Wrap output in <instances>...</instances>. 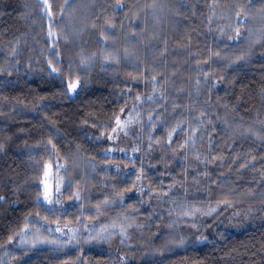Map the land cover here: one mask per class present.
<instances>
[{
    "label": "trees",
    "instance_id": "trees-1",
    "mask_svg": "<svg viewBox=\"0 0 264 264\" xmlns=\"http://www.w3.org/2000/svg\"><path fill=\"white\" fill-rule=\"evenodd\" d=\"M199 71L206 119L194 196L181 167L193 144L186 119L149 138L157 168L134 149L107 151L116 118L146 106L153 77L187 87ZM49 165L61 205L43 199ZM173 192L220 206L164 241L153 233L156 202ZM0 198V264H123L115 236L94 235L112 219L147 231L126 249L136 264H264V0H0Z\"/></svg>",
    "mask_w": 264,
    "mask_h": 264
},
{
    "label": "rangeland",
    "instance_id": "rangeland-1",
    "mask_svg": "<svg viewBox=\"0 0 264 264\" xmlns=\"http://www.w3.org/2000/svg\"><path fill=\"white\" fill-rule=\"evenodd\" d=\"M159 77V76H158ZM166 81L165 79H161L155 77V79L151 80V88L149 92L146 94L147 102L146 106L140 108L137 106L135 109L127 107L123 113L119 115V118L122 122L130 120V123L124 124L123 128L117 127L115 124V132H111L109 137L110 140V148L107 151L108 155H129L131 154L132 149H135L137 154H140L144 159L153 163L156 168L159 166L157 160H155L152 155H156L160 153L156 147L152 145V141L149 139L153 136L157 130L163 127L162 122L165 120L168 121H177V119H186L184 126L187 128V132L190 135V139L192 140L193 144L191 146V155L187 157V163L183 160L182 167V174L187 175L189 174L185 171L187 170L191 177V183H194L193 195L197 193L198 188L195 187L199 185L200 178L202 177V170H203V159H202V150L200 147V136L204 134L205 128V119L206 114L201 112L198 108L200 105L204 104V95L206 93V77L205 71H199V73L194 77V80L191 79L187 80V87L179 86L176 88H172L169 84L164 86H157V82ZM148 97H152V99H148ZM177 100H188L190 102L195 101L193 103L187 104V107L184 108L183 105L176 107L175 104ZM169 104V107L167 105ZM192 105L190 107L189 105ZM143 111V113H141ZM182 126V124L180 125ZM151 144V147L149 145ZM132 155V154H131ZM169 157H173V153L169 154ZM173 164L174 161H173ZM146 165V164H145ZM122 165L117 164L116 162H111L107 168L119 172V169ZM124 167V166H123ZM205 171V170H204ZM47 175H45L44 185L47 186V190L50 194V203L46 201L48 205H61L59 200L56 199L57 196L61 191V185L59 181H55L56 171L54 166L47 167ZM57 188L59 191H57ZM187 191H190L188 189ZM183 193L182 191H180ZM179 192H173L170 197L160 202H156V205L159 203L157 210L161 208L159 212V217L161 218V222L155 221V237H159L162 233V238L164 241L170 239V235L181 236L184 232L189 231L190 224L193 221L203 220L206 219L204 217H209L212 215H202L200 212H196L194 215H184L185 212H190L193 207L199 208L203 211H207L210 207L209 203L200 202L199 205L194 204L196 201L193 199L192 195H185V201H182L183 196ZM205 205L206 208L203 207ZM126 212L124 210L119 211V217L125 215ZM182 218L181 222L177 227L174 224L165 225V222L174 221L175 219ZM188 222L187 227H185L184 223L185 220ZM120 223L111 220L110 224H100L95 225L94 235H97V238L102 240V237H106L110 234V236H115L113 239H117L115 246L118 248L116 251L119 254L120 258L123 261V264H136L138 263L139 257L138 255L132 254L127 252V248L134 247L136 244L134 243L137 240H141L144 235L147 233L145 232V228L142 226V231L139 232L137 227L133 226L132 224H128L126 219L120 220ZM184 225V226H183ZM189 225V226H188ZM164 231H159L164 228ZM144 228V230H143ZM150 229V228H149ZM123 233V234H121ZM112 236V237H113ZM73 237L72 240L77 239L76 236ZM70 238V237H69ZM123 241V243H122ZM140 247V244L137 243ZM157 244V243H156ZM101 245V244H100ZM158 245V244H157ZM94 246H98L95 245Z\"/></svg>",
    "mask_w": 264,
    "mask_h": 264
},
{
    "label": "snow or ice",
    "instance_id": "snow-or-ice-1",
    "mask_svg": "<svg viewBox=\"0 0 264 264\" xmlns=\"http://www.w3.org/2000/svg\"><path fill=\"white\" fill-rule=\"evenodd\" d=\"M45 2H46V0H45ZM116 7L119 9V8L122 7V5L117 4ZM49 15H50V14H49ZM236 15H237V18H238L239 22L242 24L244 21H243V19L241 18L240 13L237 12ZM48 36H49L50 39H52L53 43H55V33L51 30V28H50V30H49V32H48ZM239 36H240V32H239V28H237V29H236V38H238ZM52 54H53V56H55V55H56L55 51H53ZM217 55H219V53H217ZM239 59H243V57H240ZM57 62L59 63V61H57ZM49 64L51 65V61H49ZM55 73H57V69L54 68V67H50V74H55ZM153 79H155V77H153ZM78 85H79V81H78V80H77L76 82H69V83H67V90H68L69 92H73V93H74V92H76V89H77ZM139 99H140V97L138 96V97H137V100H139ZM148 99H152V97H148ZM121 112H123V109L121 110ZM130 122H131L130 120L125 121V122H122V121L120 120L119 116L116 118V121H115L117 127H120L121 129L123 128L124 124L130 123ZM178 130H182V128H180V126H178L177 128H173L172 131L169 132V134H168V143H169V145H171V143H172V136H173V134L176 133ZM115 131H116V129L114 128V129H113V132H115ZM109 138L111 139V137H109ZM258 138H259V137H258ZM150 139H151V137H150ZM185 143H187V141H186ZM149 147H151V144L149 145ZM134 151H135V149H134ZM45 175H47V172L45 173ZM137 179H139V177H137ZM139 190H140L141 192L144 191V189H143L142 187H141ZM57 191H59L58 188H57ZM149 194H151V193H149ZM0 199H2V198H0ZM43 199H44L45 201H49V203L51 202V201H50V194H49V192H48V190H47V186H46V185H45V191H44V193H43ZM77 199H79L78 196H77ZM221 203H223V204H225V205L231 207V204H230L227 200L222 201ZM219 206H220V205L217 204L216 207H209V208L207 209V211H203V210H201V209H199V208H195V207H193V208L191 209L190 212H185L184 215H186V216H187V215H190V214H191V215H194L196 212H200L202 215H212L213 213L217 212ZM56 231H57V232H60L61 229L57 228ZM121 234H123V233H121ZM109 235H110V234H109ZM107 238H108V237H102V239H107ZM72 239H73V237H70V238H69V243H71V240H72ZM92 239H96V238H95V237H92ZM122 243H123V241H122ZM184 243H185L184 240L181 239V240H180V245H183Z\"/></svg>",
    "mask_w": 264,
    "mask_h": 264
}]
</instances>
